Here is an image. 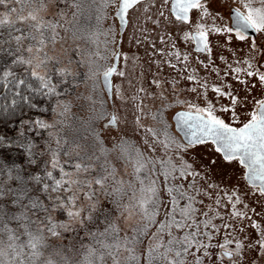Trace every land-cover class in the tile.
Returning a JSON list of instances; mask_svg holds the SVG:
<instances>
[{
	"label": "snow or ice",
	"instance_id": "6c2138e0",
	"mask_svg": "<svg viewBox=\"0 0 264 264\" xmlns=\"http://www.w3.org/2000/svg\"><path fill=\"white\" fill-rule=\"evenodd\" d=\"M54 3L0 0V28L7 29L0 32V53L13 57L8 63L0 57V116L15 118L24 109L51 110L57 116L52 122L27 120L18 129V135L29 127L46 132L39 142L26 135V142L16 141L26 149L30 164L47 157L42 171L25 175L22 164L0 161V199L10 197L15 209L0 203V264H189L190 258L192 264H264V44L250 31L264 35V0L259 5L244 0L242 8L232 9L231 24H217L213 17L211 25L203 22L211 15L206 0H172L170 11L180 24L165 16L167 0H72L76 11L71 21L64 10L49 15ZM93 8L95 26H81L76 18L87 9L92 19ZM109 9L113 22L105 29ZM190 10L198 12L195 21ZM129 25V43L145 46L149 74L145 78L140 64L139 87L131 99L137 101L138 112L151 115L156 123L149 127L135 117L136 127L145 129L143 147L122 136L109 149L94 128L89 129L94 137L90 146L69 143L61 125L67 123L64 115L71 102L61 98L66 93L59 89L69 80L77 83L78 73L72 57L64 63L49 46L55 49L64 39L61 31L67 35L71 30L72 39L83 37L97 45L101 32L111 37L103 41L108 49L104 55L79 44L76 48L78 62L88 65L93 81L95 96L88 97L93 101L92 119L104 120L106 127L119 126L104 93L126 99L120 87L114 92L111 77L122 55L127 63L128 53L121 46ZM190 25L194 30H186ZM181 37L185 44L195 41L197 66L189 64L192 54L179 46ZM182 92L194 93L195 99L181 98ZM144 97L167 103L145 113ZM250 101L254 106L249 109ZM173 104L184 105L174 115L182 138L172 133L164 116ZM5 141L0 136V143ZM208 144L215 155H190L193 146ZM116 149L134 179L117 174L108 159ZM224 162L243 166L251 187L226 183ZM253 192L255 206L249 195ZM101 193L112 207L101 203ZM133 218L136 222L127 225L130 231L121 228V219ZM80 231L78 248L59 243L64 232ZM145 238L148 244L141 251Z\"/></svg>",
	"mask_w": 264,
	"mask_h": 264
},
{
	"label": "rangeland",
	"instance_id": "374dc122",
	"mask_svg": "<svg viewBox=\"0 0 264 264\" xmlns=\"http://www.w3.org/2000/svg\"><path fill=\"white\" fill-rule=\"evenodd\" d=\"M59 1L61 3L63 2V0H59ZM171 2H172V0H167L168 8L165 9V16H170L172 19L176 20L177 24H180L182 22L179 21L178 19H176L172 15V12L170 11L171 10ZM243 2H244V0H206V4L209 8V12L211 15L206 17L203 22L211 25V23L213 22V17H215L216 18L215 22L217 24H220V23L231 24L232 9L236 8V7L242 8ZM253 2L255 4L259 5L261 3V0H253ZM56 7L57 6L55 3L53 5H51V7L49 8V12L52 14L53 12L59 11V9L55 10ZM75 11H76L75 7L73 8V10L71 8L68 9L67 12H65L67 15V18L70 19L72 17V13ZM93 11H94V8L92 10V13H93ZM199 15L202 16L203 13L201 12V13H199ZM191 17H192L193 21L198 19L197 10L191 11ZM76 20L79 22V24L81 26L86 25V24L88 25V21H89L88 10L87 9L83 10L80 13V15L76 18ZM108 21H113V17L111 15V9H109ZM183 23H188V22H183ZM186 30H194V28H192L190 25L189 28ZM69 32L71 33V30H69ZM69 32H68V35L71 36V34ZM130 33H131V25H129L128 32L124 33L125 39H124L122 46H121L122 51L128 53L127 63L125 62L123 55H122L120 60H119V63H118V72L116 74H113V76H112V83H113L114 92H115V89L117 87H120L122 89V94L126 97V99L120 100V98L118 96H112L111 99L109 98L110 100L108 102H110V103L108 104V106H109L108 108L110 111H115L116 115L118 116V119H119V126L112 125L111 127H105L106 135H105L104 145L109 149H112L114 147V145H116V143L121 139L122 136L130 138L131 140L135 141L139 146L143 147L145 129L136 127V124H135V117L136 116L140 117L141 124L148 125L149 127L153 126L156 123L153 120L151 115H144L143 113L138 112L136 110V108H134V105L137 103V101L131 99V97L135 93L136 89L139 87L140 73H141L140 64H144L145 78H147L149 74L147 72L148 65H147L146 61H147L148 57L145 55V46L137 47L134 42L129 43L128 36ZM62 34H64L63 31H61V36H62ZM255 37H256V41L258 44H264V35L257 33L255 35ZM180 39H181V44L179 46L182 47V50L186 49L187 51H189L192 54V58L190 59L189 64L193 67L197 66L198 62L195 60V56L197 54L192 48V46H193L192 40H190L187 44H185L182 41V37ZM66 42L67 41H65L64 43H66ZM117 44L118 45L120 44L119 39L117 40ZM59 47L63 48V42H61V40L57 41L55 49H51L50 51L52 53L53 52H59V53H61V56H62V51H61L62 49L60 50ZM239 47L242 48L244 51L247 50L246 44H241V45H239ZM94 48H97V47L94 45ZM118 50H120V49H118ZM239 55L242 56L243 51L241 53H239ZM134 56H139V58H140L139 62L134 61V59H133ZM70 57H72V59L75 63L76 56L72 53V55ZM200 59H203V56H201ZM134 63L136 65L135 67L133 66ZM220 66L223 67L224 65L221 64ZM153 71H155L154 68H153ZM119 72H123L124 75L123 76L119 75ZM198 75H200L202 78L204 77V72L202 69H198ZM208 79H209V84L214 82L213 78L211 76H209ZM87 80H88V78H87ZM129 81L131 83H129ZM100 88H104L102 83L100 84ZM61 90L63 91V89H61ZM181 91H182V89H181ZM258 91H259V88L257 87L256 89H254L253 95H255ZM70 94H71V96H74L71 98H76V95L79 94L78 89L73 87V91ZM104 95H105V98H108L106 91H105ZM166 95H167V93H166ZM77 97L81 98L80 94H79V96L77 95ZM181 98H183V99H188V98L195 99V94L194 93L184 94L182 92ZM257 98H259V97L257 96ZM168 99L174 100L175 97L169 96ZM113 101H115V103H113ZM162 103H167V101L162 100L159 97L156 99H153L151 97H144V112L145 113L154 112L155 109L157 107H159L160 104H162ZM253 106L254 105L250 101L249 106H248L249 109ZM182 107H184V105H180V104H173L172 106L167 107L165 109V112H164L165 118L167 120H171V122L173 123L174 114L178 110H181ZM51 114H49L50 115L48 117L49 119L52 117ZM225 118L227 119V117H225ZM243 118L244 117L242 116V119ZM98 124H100V122ZM90 127L95 128L96 122L92 121ZM114 127L117 130L113 129ZM28 130H33V129H31L29 127ZM175 135L179 138H182V136L180 134H178V135L175 134ZM118 152H119V149H116L115 151L110 152L108 154V159H110L116 165V167L118 169L117 174L119 176H123L125 179H134V177L132 176V168L128 167L127 171H125L124 161L118 158V155H117ZM189 153H190V155H192L196 159H199L201 156H203L204 158H207L210 154L215 155L214 150L210 144H208V145H195V146H193L192 149L189 150ZM159 154L160 153L158 152L157 155H159ZM221 157H222V154H221ZM222 169L224 172V178H225L226 183H228L230 185H238L239 187H242V188L245 186H247L249 188L251 187V185L247 184V179L242 174L243 172H245V169L243 168V166L238 165V164H234L233 162H224L222 164ZM128 195L130 196L131 192H129ZM249 195L252 196L253 206H255V199H256L257 194H255L253 192V193H249ZM104 197H105L104 194L101 193L100 194L101 200H103ZM125 199H127V197H125ZM181 203H183V201H181ZM129 221L130 222H128V221L127 222H125V221L121 222V227H125V229H127V231L131 230L130 227H128L127 225H131V224H134L136 222L135 218H133ZM155 230H156L155 228L152 229V231H155ZM248 230L251 231L252 229L249 228ZM255 234L256 233H254V235ZM150 235H151V233H149V236ZM147 244H148V239L145 238L144 239V245L141 247V251L145 250V247L147 246ZM189 264H192L191 258L189 259Z\"/></svg>",
	"mask_w": 264,
	"mask_h": 264
},
{
	"label": "trees",
	"instance_id": "16d2710c",
	"mask_svg": "<svg viewBox=\"0 0 264 264\" xmlns=\"http://www.w3.org/2000/svg\"><path fill=\"white\" fill-rule=\"evenodd\" d=\"M55 4L57 6L55 10L59 9V10H65V12H67L68 9L71 8L73 10L74 8L72 0H63L62 3L59 0H56ZM92 14H93L92 19L88 21V25L94 27L95 26V9ZM49 15H51L50 12H49ZM68 20L71 21L72 17ZM112 22L113 21H108V19L105 20L103 22V28L105 29L108 28L109 24H111ZM6 31H7L6 28H0V32H6ZM62 36L64 37V39L61 40V42H63V48L59 47L60 50L62 49L61 50L62 56H61V53L59 52H53L52 54L59 55L62 58L63 62L67 63V58L70 57L73 53L76 56V61L72 65V67L74 71L78 73V76L76 78L77 83L73 84L71 83V80H69L68 83L61 85L59 89L62 93H66V95L62 96L61 98L69 100L71 102L68 112L65 113L64 115V119L67 121V123L61 125L62 134L68 137L69 143H72L75 141V142L81 143L84 146H90L94 140L92 132L89 130L91 128L90 126H91L92 121L96 122V127L94 129L100 134V136L103 137V140H105V135H106L105 127L106 126H105L104 120H93L92 119V117L95 115L91 111V106H92L93 101L88 99V97L95 96V94L93 93V88H92L93 81H92V78L89 77L88 75V65L78 62L79 57L77 56L78 49L76 48V45L79 44L81 45L82 48H87L88 50H93V51L98 49V51L102 55H104L108 53V49L105 48L103 41L105 39L111 40V37L110 36L105 37L103 35V32H101V34L99 35V44L97 45L96 42L90 41L87 38L82 37L80 39L74 40L72 39V35L71 36H69L68 34L65 35V33L62 34ZM65 41L67 42L64 43ZM94 45L97 48H94ZM112 47L113 46L111 44L108 45V48H112ZM49 48L50 50L52 49L51 46H49ZM0 57L4 58V63H8L13 58L11 56H8L6 53H0ZM95 59H98L101 65L105 63V61L100 57H96ZM15 70L20 71L19 68H16ZM73 87L78 89V92L81 98L77 97V95L79 96V94L76 95V98H71V97H74V96H71L70 94L73 91ZM61 89H63V91ZM0 91H3L2 87H0ZM106 99L108 101L110 100L109 97ZM37 102L45 103L43 98H38ZM53 103H54V100L48 101L49 109ZM109 103L110 102H108V104ZM96 107L97 108L99 107L98 101H97ZM49 114L52 115L50 119L48 118L50 116ZM36 117L48 120L49 122H52L57 119V116L54 115L51 110L44 111L43 109H39V110L24 109L23 112L18 113L15 118H8V117L0 116V136H3L6 138V141L4 143H0V161L6 162L10 165L14 162L22 164L25 169V175H27L29 172L34 174L37 171H42L44 161L47 159L46 156H40L38 157L37 162L35 164H30V158L27 157L26 149L22 146V143L16 142L18 140L24 141L25 135L27 137L35 139L37 142L46 138V135H47L46 132L44 131L38 132L36 130H27V132L24 135H18V129L21 127L22 123L27 120L35 119ZM167 121L171 125L172 133L178 135L179 133L176 132L177 130L174 128L173 126L174 124L171 122V120H167ZM99 122L100 124H98ZM115 127L113 129L117 130ZM8 140L13 141V143H7ZM39 147L42 148L43 144H39ZM102 158L103 157H101V159ZM97 166L99 167V164ZM13 183H15V181H13ZM38 189H39V185H37L36 190L38 191ZM10 199H11L10 197L5 198V199H0V203H4L7 207L15 210L14 207L9 203ZM101 201H102L101 203H103L106 207H112V205L110 204V201H108L106 197H104L103 200ZM115 214L116 213L114 212L113 215ZM123 221H124L123 219L119 221L120 226H121V222ZM13 224L15 226V222H13ZM121 228L127 231L125 227H121ZM81 237H83L82 231L78 233L64 232L63 240L59 241V243H62L65 245L69 243H73L75 247L78 248ZM55 242L57 241H54V243ZM65 250L67 251V249Z\"/></svg>",
	"mask_w": 264,
	"mask_h": 264
},
{
	"label": "water",
	"instance_id": "95a60500",
	"mask_svg": "<svg viewBox=\"0 0 264 264\" xmlns=\"http://www.w3.org/2000/svg\"><path fill=\"white\" fill-rule=\"evenodd\" d=\"M171 5H172V2H171ZM234 9V8H233ZM175 15H176V13L175 12H173ZM250 31H252V34L253 35H256L257 33H255L254 32V30H250ZM111 79H112V77H111ZM103 85V84H102ZM103 87H104V85H103ZM106 91V90H105ZM106 93H107V91H106ZM108 95V94H107ZM110 99H111V97L112 96H108ZM179 111V110H178ZM175 115V114H174ZM173 124H174V128L177 130V132L182 136V133L179 131V129H177L176 128V126H175V120H174V116H173ZM247 179V178H246Z\"/></svg>",
	"mask_w": 264,
	"mask_h": 264
},
{
	"label": "flooded vegetation",
	"instance_id": "af4514ba",
	"mask_svg": "<svg viewBox=\"0 0 264 264\" xmlns=\"http://www.w3.org/2000/svg\"><path fill=\"white\" fill-rule=\"evenodd\" d=\"M191 11L192 10H190V16H191ZM172 12V11H171ZM172 15L177 19V17H176V15L172 12ZM255 36V35H254ZM193 42V46H192V48H193V50L196 52V49H195V41H192ZM245 171H246V169H245ZM246 177V176H245Z\"/></svg>",
	"mask_w": 264,
	"mask_h": 264
}]
</instances>
